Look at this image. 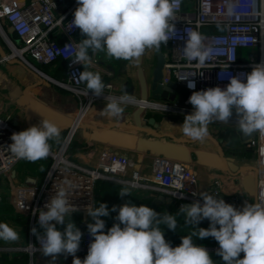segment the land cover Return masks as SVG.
Returning <instances> with one entry per match:
<instances>
[{
	"label": "clouds",
	"instance_id": "1",
	"mask_svg": "<svg viewBox=\"0 0 264 264\" xmlns=\"http://www.w3.org/2000/svg\"><path fill=\"white\" fill-rule=\"evenodd\" d=\"M77 5L70 25L78 28L84 38L76 44L73 63L83 66L79 80L85 83L88 93L97 97L104 95L106 85L98 72L87 70L93 65V56L103 53L108 59L135 63L147 51L158 52L162 44L177 36L173 0H77ZM204 39L195 30L187 34L182 50L189 62L197 61L202 66L210 58L211 50L204 46ZM225 74L219 78L224 79ZM227 78L229 83L224 88L192 92L188 103L193 111L179 126L185 137L203 142L209 135L210 123H229L234 114L243 134L259 132L264 136V61L253 65L249 73ZM187 87L195 89V82L189 80ZM105 99L108 103L101 111L108 118H119L125 106L136 103L126 90L119 97ZM61 131L55 122L45 118L38 125L13 133L8 147L17 159L35 163L50 155L51 142L60 141ZM74 187L66 183L55 189L45 205L47 210L39 211L38 224L43 231L36 227L31 230L39 241L40 252L51 257L49 264H55L61 254L71 255L73 264H216L207 248L194 243V237L214 238L219 245L216 254L224 264H264V203H246L237 209L206 191L199 193L202 204L199 200L182 204L175 214L158 213L144 204L126 203L119 208L113 205L111 210L106 203L87 206V215L94 221L87 224V230L93 239L81 260L76 253L83 233L71 219L72 213L80 211L70 199ZM119 194L129 195L126 188ZM110 212H118L117 223L105 232L102 217H108ZM181 215L185 217V227L192 231L173 247L165 239L163 226L175 231ZM205 219L209 227H198ZM57 225L66 226L60 231ZM19 239L14 227L0 222V241Z\"/></svg>",
	"mask_w": 264,
	"mask_h": 264
},
{
	"label": "built area",
	"instance_id": "2",
	"mask_svg": "<svg viewBox=\"0 0 264 264\" xmlns=\"http://www.w3.org/2000/svg\"><path fill=\"white\" fill-rule=\"evenodd\" d=\"M69 1L28 0L19 5L14 1L0 0V24L2 20L6 22L17 37V41L12 42L13 46L10 45L12 53L4 55L2 61L17 58L38 73H42L39 66L57 68L58 63L62 62L65 79L58 84L69 88L79 101L76 116L62 143L57 148H51L49 156L52 163L41 185L20 186L14 193L13 204L28 221L29 244L21 250L29 254V264H35L34 255L40 251L39 241H35L36 236L31 231L33 227H39V211L47 210L45 205L50 202L55 189L66 183L75 186L70 199L80 212H86L89 205L94 207L96 184L101 179L170 196L177 210L182 204L197 200L203 203L199 196L197 175L185 162L158 155L152 162L153 178L145 181L139 171L126 177L133 161L125 153H105L99 168L86 167L71 158L70 150L75 136L91 107L101 96L88 93L85 83L78 76L84 68L81 64L73 63L80 30L70 25L78 6L77 0ZM59 3L64 9L62 13H59ZM173 4L177 36L163 44L168 56L163 64L162 83L173 81L191 96L193 91L209 87L224 88L229 83L228 76L249 73L253 65L264 61V0H173ZM193 30L205 37L204 46L211 50L210 58L202 66L197 61L189 62L183 54L187 34ZM221 73H226L224 79L219 78ZM189 80L195 82V89L187 87ZM158 105L160 107L155 109L168 110V107ZM141 120L142 123L147 122L144 116H141ZM20 131L0 116V178L9 176L21 161L8 147L12 143V134ZM255 133L248 142L257 158L258 202L264 203V136ZM222 189L223 182L214 180L210 192L218 196ZM225 201L240 208L241 201L237 195L229 196ZM92 239L86 231L80 249L88 252Z\"/></svg>",
	"mask_w": 264,
	"mask_h": 264
},
{
	"label": "crops",
	"instance_id": "3",
	"mask_svg": "<svg viewBox=\"0 0 264 264\" xmlns=\"http://www.w3.org/2000/svg\"><path fill=\"white\" fill-rule=\"evenodd\" d=\"M9 1H14L17 4L22 5L28 0ZM65 1L70 3L69 0ZM63 11L64 9L59 3V13H62ZM1 22L4 23L6 28V30L4 29V31H1L7 36H11L12 39H15L14 41H17V37L12 32L10 26L3 20ZM83 38L84 37L80 32L78 40L80 41ZM10 42L11 41L8 40L9 44ZM8 50H6L0 42V116L7 119L21 131L26 130L30 126L38 125L45 118L55 122L62 131L60 141L58 143L51 142V148L59 147L78 110V103L71 104L69 102L70 96L68 95H65V100L61 101V103L56 102V100H49L51 96L53 98H58V92L54 88L55 86L61 87L58 82L65 79V71L63 69H58L61 63H58L59 66L57 65V68L46 66L48 68L46 71L44 69L42 71V69L39 68L45 66H39L38 68L42 73H38L34 69H29L17 58L7 62L2 61L3 56L10 52ZM95 56L96 58L94 56L92 57V67L87 70L98 72L106 87L104 89V95L93 104L75 136L70 150V156L74 161L89 168H99L101 158L105 153H125L128 154L133 161V166L128 168L126 177L129 178L134 171H139L142 178L146 181L152 180L153 178V159L158 155H163L171 160L182 161L189 164L191 169L197 175L199 193L202 191L209 193L213 181L221 180L223 182L222 193L225 195L226 199L229 196H239L241 201L239 209H242L246 203L258 202L256 153L254 148L249 146V142L243 139V133L239 130L238 126L235 129H230L226 133L229 139H234V145H228L223 138L218 141L208 135V141L204 142L203 149L211 154L199 155L196 153L197 160L195 161L191 160L192 158L188 156V154H185L183 158H179L171 154L160 153L148 146L152 142L159 141L183 149L182 144L188 142V140L186 141L187 138L175 136V131H177V128L181 130L179 126L184 120H169L164 116L159 117L158 115L160 114L152 116L149 111V108H151V110H157L155 108L160 107L158 104L168 107V110L170 108L184 110L185 108H180V106H182V104H189L188 100L190 96L188 95V91L182 87L178 86L177 99L175 102L163 103L161 101L158 102V104L151 103L149 107L147 106L148 108H146L142 115L144 116V119H147V122L142 123L141 127L138 126L135 118L136 110L139 107L137 99H141L139 70L141 69L143 71L149 87L152 88L154 79L159 72V68L164 64V61L168 56V50L163 44L158 52L147 51L143 55L142 64L140 66H138V61L133 63L124 60L108 59L106 56H104L102 60H99V53ZM96 59L97 61H95ZM134 69H136L137 75L133 73ZM51 77L56 80L51 79ZM48 80L54 83L55 86L49 84ZM124 90L135 99L136 103L125 106L124 112L119 118H108L103 115L101 110L108 103L105 97H119L124 93ZM76 101L77 99L75 102ZM75 105L77 106L75 107ZM157 111H166V109ZM46 113H48L49 116L53 115L55 120L49 118ZM150 118L155 119V125L149 123ZM231 119H234L235 121L237 120L236 116ZM156 125H158V127H156ZM208 129L209 134L217 131L214 126L210 125H208ZM127 138L133 139L132 145L128 143V141H125ZM249 150L253 151V156L241 155L242 153L249 152ZM201 155H205L203 156V159H201ZM210 156L216 158V160L218 159V161L213 160L212 162L205 160V157ZM39 161L40 162L35 163L28 161L27 164H23L24 160H21L15 166L12 173L6 177L7 181L13 183L11 188H14L16 191L18 187L28 186L27 184H31L30 186H40L49 167V160ZM0 179L6 180L5 178ZM4 187L5 186H2L3 190L5 189ZM125 188L128 190L129 195L127 196H130L136 202V206L144 204L153 208L158 213L168 212L175 214L179 211L175 208L173 203L168 206L154 196L160 195V193L144 188H133L131 185L107 179H101L96 184L94 207L99 205V203H106L108 208L113 205L117 206L121 199L119 193ZM12 192L8 203L5 202V198L0 196V210H3V207L1 206H5L6 203L9 211L13 210L12 212H8L10 213V216H4V222H8L9 225L11 222L15 223V227L13 224L12 226L18 231L20 239L17 242L10 243L0 241V264H3V257H7L8 261L11 262L17 259H22L24 256L23 254L26 255L27 261H29V254L21 250L25 248L24 245L29 242L28 221L25 219L21 220L18 218L19 216L14 215L16 208L13 204L14 192ZM225 202L228 203L227 201ZM117 214L118 212H113L110 213L109 216L116 217ZM71 219L84 235L86 232L84 230L87 227V224L91 223L87 212L79 211L72 213ZM184 223L185 220H183V216H179L177 228L180 229ZM209 223L210 222L205 219L201 221L199 225L201 228H208ZM18 225H21V228L18 227ZM65 226L57 225V228L58 230L63 231ZM163 227L166 228V226ZM37 230L39 232L43 231L40 227H38ZM35 241H38L37 237H35ZM196 244L207 248L211 258L216 264H224L222 258L218 256L214 250L215 246H219L214 238L208 237L203 240L198 239ZM86 255L87 252L82 251L79 247L76 256L83 260ZM243 255L244 254L241 253L240 258H243ZM34 261L35 264H49L51 257H45L40 251H38L34 255ZM55 264H73V257L71 255L65 256L61 254L57 257Z\"/></svg>",
	"mask_w": 264,
	"mask_h": 264
},
{
	"label": "rangeland",
	"instance_id": "4",
	"mask_svg": "<svg viewBox=\"0 0 264 264\" xmlns=\"http://www.w3.org/2000/svg\"><path fill=\"white\" fill-rule=\"evenodd\" d=\"M0 27H1V29H0V42L2 43V45L5 47V49L6 50H8V48H9V50L8 51H10L9 53H12V50H11V46H10V44L8 43V40L9 41H11V42H15L14 40L15 39H12L11 38V36H7V35H5L1 30H3L4 31V29L6 30V28H5V25H4V23L3 22H1V24H0ZM7 40H6V39ZM8 53V54H9ZM104 56H105V54H103V53H101V55H100V53H99V60H102V58H104ZM107 58V57H106ZM59 66V65H58ZM138 66H140V65H138ZM137 66V67H138ZM29 68V67H28ZM39 68H41L42 69V71H43V69L46 71L48 68L45 66V67H39ZM134 68H136V67H134ZM30 69V68H29ZM54 70H56V69H54ZM53 70V71H54ZM135 75H137V73H136V69H134V72H133ZM133 78V77H132ZM51 79H55V78H53V77H51ZM127 79H128V77H127ZM56 80V79H55ZM61 81H64V80H61ZM48 82H49V84H51L52 86H55L54 85V83H52L51 81H49L48 80ZM139 86H140V84H139ZM86 87V86H85ZM54 88V87H53ZM62 88H64V89H62ZM54 89H56L57 90V92H58V98H53L52 96H51V98H49V100H56V102H58V103H61V101H63V100H65L64 99V97H65V95H68V96H70V103L71 104H79V101H78V98H77V96L75 95V93H73L71 90H69V88H67V87H63V86H61V87H56L55 86V88ZM67 92H69V93H67ZM55 94V93H54ZM77 99V101L75 102V100ZM138 100V103H139V101L141 100L140 98H138L137 99ZM152 102V101H151ZM64 103V102H63ZM153 103H155V102H153ZM158 103V102H157ZM77 105H75V107H76ZM180 108H185L184 110H182V109H173V108H170L169 110H166V111H157V110H151V108H149V111H150V114L152 115V116H157L158 114H160V115H158L159 117H162V116H164V117H167L169 120H175V119H179L180 121H182V120H184V118H185V116L187 115V114H190L192 111H193V108H192V105L189 103V104H185V105H183L182 104V106H180ZM78 109V108H77ZM235 117V114L233 115V117H231V118H234ZM230 118V119H231ZM85 120V119H84ZM183 124V123H182ZM181 124V125H182ZM180 125V126H181ZM210 126H214L216 129H217V131H215V132H212V133H210L209 134V136L210 137H212V138H214L215 140H218L219 141V139H221V138H224L225 137V134L230 130V129H235V128H237V126L238 125H236V121L234 120V119H231V120H229V123H222V122H213V123H210L209 124ZM176 130V129H175ZM176 132V134H175V136H177V137H180V138H187V137H185L184 135H183V133H182V131L180 130V129H178L177 128V131H175ZM65 137V136H64ZM64 139V138H63ZM188 140V142L186 143V144H182V148L183 149H181V148H179V149H181V150H183L186 154H188V156H190L192 159L191 160H197V155H196V153L197 154H211V153H209V152H207V150H205V149H203L204 148V146H203V144H204V142H207L208 140H207V138L203 141V142H200V141H193V140H190V139H186V141ZM222 142H224V141H222ZM219 145H220V142H219ZM172 146V145H171ZM185 150H187V151H185ZM214 154H215V152H214ZM202 156H205V155H201V159H203L202 158ZM216 156V155H215ZM42 160H49V167H50V165H51V163H52V160H51V157L50 156H48L46 159H42ZM253 160H255V159H253ZM256 161H257V158H256ZM37 162H40V161H37ZM28 163V161L26 162V160H24V162H23V164H27ZM48 167V168H49ZM48 170V169H47ZM6 179V178H5ZM4 184V185H3ZM28 186H30L31 184H27ZM2 186H5L4 188L6 189H2ZM13 186V183H11L10 181H7V179L6 180H2V179H0V196L2 197V198H5V202H7L8 203V200H9V198H11V192L13 191L14 193H15V190H14V188H11ZM12 192V193H13ZM13 195V194H12ZM13 198V197H12ZM7 203H6V205L5 206H1V207H3V210H0L1 212H0V222H4V216H10V213H8V212H12L13 210H10L9 211V209L7 208ZM99 205H97L96 207H98ZM4 207H6V208H4ZM3 213H8V214H3ZM13 214V213H12ZM11 214V215H12ZM14 215H16V216H19L18 218L19 219H21V220H23V219H25V220H27V218H26V216L24 215V214H22V213H20V212H18L17 210L15 211V213H14ZM102 219H104L105 220V229H104V231L105 232H107V230L108 229H110L112 226H113V224L114 223H117V221L115 220V217L114 216H108V217H102ZM90 220H91V218H90ZM177 222H179V217L177 218ZM8 223V222H7ZM91 223H94V221H92L91 220ZM12 224L14 225V227H15V223L14 222H11V224H10V226H12ZM13 227V226H12ZM18 227H20L21 228V225H18ZM198 227H201L200 225H198ZM164 228V227H163ZM167 228V227H166ZM166 228H164L163 230H164V234H165V239L173 246V247H175V246H178L180 243H181V237L182 236H185V235H189L190 233H191V231H192V229L190 228V227H185V223L184 224H182V227L180 228V229H176L175 231H172V230H168V229H166ZM84 231H88L87 230V227L85 228V230ZM194 239V243H197V241H198V238H193ZM29 244V242L26 244V245H24L25 247L27 246ZM219 248V246H215V248H214V250L215 251H217V249ZM3 263V262H2ZM28 264H29V261H28Z\"/></svg>",
	"mask_w": 264,
	"mask_h": 264
},
{
	"label": "water",
	"instance_id": "5",
	"mask_svg": "<svg viewBox=\"0 0 264 264\" xmlns=\"http://www.w3.org/2000/svg\"><path fill=\"white\" fill-rule=\"evenodd\" d=\"M142 60H143V56L139 58L138 60V64L141 65L142 64ZM163 64L160 66L159 68V72L157 74V76L154 79V84L152 86V88L149 87L145 76L143 74V71L140 69L139 70V80H140V84H141V100L139 101V107L136 110L135 113V118L137 121V124L139 127H141L142 124V120H141V116L144 114L147 106L143 105L142 102H175L177 99V89H178V85L175 82H169L168 84H164L162 83V75H163ZM48 115L49 118H52L55 120V117L53 115L49 116L48 113H46ZM149 123L151 125H155V119L154 118H150L149 119ZM156 127H158V125H156ZM256 135V133H252V134H242V137L245 141L250 140L251 138H253ZM126 139V138H125ZM130 139V140H129ZM128 143H130L131 145L133 144V139L132 138H127ZM150 148L157 150L160 153H166V154H171L173 156H177L179 158H183L185 156V152L177 147H173L167 144H164L162 142H152L151 144L148 145ZM203 158V156H202ZM205 160L207 161H218V159L216 160V158L213 157H205ZM15 173V172H14ZM209 194L213 195L211 192H209ZM156 196L161 202L166 203L168 206L171 205L172 203V198L170 196H166L164 194H160V195H154ZM215 196V195H213ZM218 199H223L225 200V195L223 193L219 194L218 196H215ZM129 204V205H135L136 206V202L130 197V196H121V199L119 200L118 204H117V208H119L120 206H123L124 204ZM183 220H185V217L183 216Z\"/></svg>",
	"mask_w": 264,
	"mask_h": 264
},
{
	"label": "trees",
	"instance_id": "6",
	"mask_svg": "<svg viewBox=\"0 0 264 264\" xmlns=\"http://www.w3.org/2000/svg\"><path fill=\"white\" fill-rule=\"evenodd\" d=\"M61 63V64H60ZM59 64H60V66H59V68L58 69H63L64 71H65V67H64V65H63V63L62 62H59ZM232 137V136H231ZM223 140L228 144V145H230V146H232V145H234L233 143H234V139L232 138V139H229V137H228V135L227 134H225V137L223 138ZM242 156H253L254 154H253V151L252 150H249V152H246V153H242L241 154ZM111 208L112 207H110L109 208V210H111ZM110 213H113V212H110ZM24 255V256H23ZM22 256H23V258L22 259H17V260H14V261H8V259H7V257H3V264H27L28 263V261H27V257H26V255L25 254H23Z\"/></svg>",
	"mask_w": 264,
	"mask_h": 264
},
{
	"label": "bare ground",
	"instance_id": "7",
	"mask_svg": "<svg viewBox=\"0 0 264 264\" xmlns=\"http://www.w3.org/2000/svg\"><path fill=\"white\" fill-rule=\"evenodd\" d=\"M10 45L13 46L12 45V42H10ZM142 104L145 105V106H148V107L151 105V103H149V102H146V103L145 102H142Z\"/></svg>",
	"mask_w": 264,
	"mask_h": 264
}]
</instances>
